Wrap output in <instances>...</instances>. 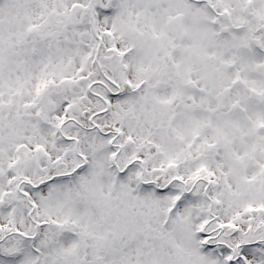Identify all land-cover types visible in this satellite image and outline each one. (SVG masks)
<instances>
[{"label":"rangeland","instance_id":"rangeland-1","mask_svg":"<svg viewBox=\"0 0 264 264\" xmlns=\"http://www.w3.org/2000/svg\"><path fill=\"white\" fill-rule=\"evenodd\" d=\"M75 1L85 3V0H1L0 2V103L10 101L14 104L13 109L5 116L8 121L15 120L12 132L10 128L7 130L10 131L9 137L13 138L14 142L7 141L0 145V201L3 200L2 204L6 205L12 196L10 185L12 178L7 172L8 169H16L25 177L37 181L45 176L44 169L48 166L64 172L80 164V157L76 156L72 149L74 139L80 140V153L86 155L90 162L84 170L83 177L87 187L82 191V197L72 198L66 191L64 181L55 182L50 192L41 190L36 196L40 206L38 229H33L25 211L11 209L10 212L9 209L0 207V227L8 231L12 225H15L17 229L24 230L30 235L34 233L33 236H36L31 244L35 252L27 247L25 240L21 241L23 247L21 255L14 260L11 259L10 263L0 256V264L33 262L51 264L50 257L44 256L49 252L46 241H41L42 248L36 241L50 234V230L56 229L50 228L49 222L58 224L65 219V215L75 231L81 229L89 231V242L95 243L103 250L107 248L112 250L111 255L115 254L113 264H126L130 258L129 252L135 257L132 248L125 251L122 257L119 256L116 248L120 240H115L116 235L120 234L121 239L124 236L140 239V232L146 226L150 234H158L156 227L161 222L168 224L167 229L171 228L165 235L170 244L167 253L169 254L172 246V250L178 247L182 253L188 254L185 259L174 258L175 264L215 263L219 255L215 254L211 257L207 254L204 258L198 256L192 234L185 229L192 221L185 216V210L179 214L174 210L175 213L173 212L166 222V214L160 213V209L168 208L169 197L165 199V196L155 193L152 188L142 190L136 179L141 175L137 171L138 168H129L120 179L119 190L124 191L121 198L115 200L112 197L111 186L116 184V179L108 177L106 173L112 160L104 138L91 134L83 137L84 133L65 121L63 130L70 139L55 137L56 124L61 122L64 116L62 114H65L67 109L70 111L68 116L77 117L82 109L88 110L87 108L95 105L104 107L107 104L88 97L85 93L86 85L80 79L86 70H89L92 60L90 53L93 40L89 34L91 31L89 25L85 26L86 30L67 27L64 34L69 43L61 39L58 43V52L50 53L46 49H41L35 58L30 57L34 42H31L29 34L43 38L51 36L49 29L52 27V19L49 17V11L52 7L58 6H65L68 10L71 2ZM106 1L102 0L103 3ZM165 1L169 5L164 3ZM222 1L219 9L225 8L227 14H231L232 20L239 24L241 17L235 0ZM254 1V14L262 16L263 0ZM191 4L192 6L189 7L186 0H116L111 5L112 12L108 11L110 12L108 16L98 13L97 29L106 48H114L110 34L113 40L115 36L123 38V40L116 39L117 46L121 50L129 44L134 47L132 52L123 58H113L109 63L100 61L101 66L111 72V75L106 73L104 76L109 82L103 80L99 84L103 88L101 90L105 91L116 86L131 89L140 86L144 80L149 85L159 82L155 84L158 86L155 89L152 86L141 85L142 94L135 95L129 100L110 97L108 101L112 106L110 113L100 117L96 122L100 126L114 125V128L122 131L121 145L124 152L118 163H127L132 158L145 160L146 170L143 178L146 181L157 176H163L168 181L173 177L190 181L191 177L199 173L203 164L197 159V154L206 151L214 143L223 144L224 149H220L221 147L216 149L219 155L215 159L210 157L205 161L210 170H205L204 173L207 177L212 176L211 178L218 183V190L219 188L223 190L221 201L226 209L221 214L222 220L239 227L240 230L234 237L228 239L234 242L241 239L250 226L247 221L246 206L257 208L258 205H264L262 178L264 155L261 154L264 147L257 145L249 137L253 134L259 139L260 135L255 133V126L260 119L264 121V110L261 109H264V104L258 108L241 95V102L243 100L241 108L228 121H220L210 114H204L193 115L189 119L178 116L173 124L171 118L176 115V106L173 105L176 98L186 99L195 96L196 93L201 95L197 97L201 103L213 107V94L227 84L228 77L236 75L221 72L215 64L219 60L226 62L233 60L235 51L230 49V41H225L226 39L220 38L215 30L209 29L213 25V14L205 6L209 5L208 0L205 5L199 2ZM75 15L79 16L78 13ZM230 25H232L231 21ZM250 26H257L255 19L250 20ZM169 30L176 32L183 30L184 33L181 35V32H178V35H171L169 38ZM79 38L84 42L83 44L77 41ZM16 51L25 58L22 86L15 79L20 73L17 69V58L13 54ZM168 57L171 60L164 64L165 68L160 75L157 72L158 65ZM239 65L243 69L244 76L251 81L252 77L249 73L252 62L241 58ZM190 67L197 69L190 72L188 71ZM65 76L73 78L74 83L70 82L69 85L61 83V79ZM174 78L193 82L191 92L189 88L185 89V93L173 92L170 87L174 84ZM49 89L62 91L69 104H65L55 93H48ZM42 90H46V93L40 98L39 94ZM34 102L36 107L31 108V113L22 109L25 104ZM22 111L25 113H21ZM39 113L44 115L45 121L34 130L33 122L37 120ZM18 114L22 116H17ZM85 115L87 114L84 113ZM245 115L251 120L246 119ZM260 115L263 117L261 118ZM230 122L242 128L245 136L243 135L241 143L235 142L232 147H226L233 136L229 127ZM196 132L197 137L194 138L193 134ZM147 134L146 141L151 143L150 146L142 144ZM226 139H229L227 144ZM108 140L112 139L109 137ZM21 143L28 147L27 152L21 150ZM241 157L239 162L238 159ZM169 163L175 167H170ZM176 185L174 181L170 183L172 188H176ZM84 197H87V201L83 200ZM189 198L192 200L191 197ZM87 202L90 203V216L84 209ZM116 205L117 208L114 207ZM100 207L109 215L103 213L106 216L105 221L112 224V226L108 225L110 226L108 230L114 233L108 232L112 234L111 236L106 232V227L100 225L98 216ZM67 211L70 213L66 214ZM194 211L196 214L197 211ZM11 214L14 215L13 218ZM253 219L256 225L264 223L258 215ZM192 228H195V225ZM122 232H125V235ZM71 236L64 234L59 244L63 254L68 253L75 246V240ZM13 247V242L6 244V248L11 251ZM17 253L19 254V251ZM171 254L175 257L174 253ZM244 255L253 264H264V260L259 262L248 253ZM169 257L170 254L163 257L161 250H158L154 255L150 252L148 257L139 259L138 264H166ZM117 258L118 261L115 263ZM57 259L59 262L62 260L61 257ZM132 261V264H135L137 258Z\"/></svg>","mask_w":264,"mask_h":264},{"label":"flooded vegetation","instance_id":"flooded-vegetation-1","mask_svg":"<svg viewBox=\"0 0 264 264\" xmlns=\"http://www.w3.org/2000/svg\"><path fill=\"white\" fill-rule=\"evenodd\" d=\"M218 2L219 5L217 6V17L214 18L217 19L214 22L215 24H217L213 27H209V29L215 30L220 38L226 39L225 41H230V49L234 50L235 53L234 59L231 60V63L234 64V68L223 69L219 68V66L217 67L221 69V72L228 73L230 75L234 73L236 75L231 76V78L228 77L227 84H224L219 90H217L216 93L224 88H227L228 90L230 89L228 94H226L222 99L221 105L216 99V93L213 94L212 97L215 113L220 115V119L222 121H228L229 118L235 116L237 112H239L237 107H239L241 103V95H244L246 98H248V95L251 92H254L256 93L257 97H263L262 103H264V13L262 16H256L254 14V0H235V2L237 3L236 6L238 9V14L241 17V20L239 21L240 23L237 24L232 20L231 14H227L225 8L219 9V6L221 5V3H223V1L219 0ZM262 6L264 7V0ZM253 19H255V25H257L256 27L250 26V20L252 21ZM230 21L232 22V25H230ZM178 32H181V35H183L184 33L183 30H178L177 32L175 30H169V38L171 37V35H178ZM231 36L232 39L230 40ZM169 38L168 40L169 42H171ZM241 58L252 62V66L250 69L251 73H249L253 78V80L251 78V81L247 79L246 76H244L243 69L239 65V61L241 60ZM170 60L171 59L168 57L165 61L170 62ZM163 64H165L164 61L159 63L158 68H160ZM260 65L263 67L257 70V66ZM173 82L174 84H172V86L170 87L173 92L179 91V93H185V89L188 88L191 92L193 88L191 81H185L181 78H175ZM194 94L195 97L201 96L196 93ZM191 98L192 97L190 96L186 99H180V106H184L183 104L187 105L188 103H191ZM249 103L253 106H260L259 104H256L252 101H250ZM184 107L186 110L190 109V107ZM201 108L204 109L205 106L203 105L201 106ZM206 111H208L207 108H205V112ZM258 125H264V121H258L256 123V127ZM259 135H261L264 139V132L260 131Z\"/></svg>","mask_w":264,"mask_h":264},{"label":"trees","instance_id":"trees-1","mask_svg":"<svg viewBox=\"0 0 264 264\" xmlns=\"http://www.w3.org/2000/svg\"><path fill=\"white\" fill-rule=\"evenodd\" d=\"M85 11H88L87 10V7H82ZM75 9H76V7L74 6L73 8H72V10L71 11H66V10H64L62 13H61V15H60V17L58 18V22H59V27L61 28V30H65V28L67 27V25H69V24H71L72 23V20H73V16H74V12H75ZM74 21V20H73ZM102 53H104V50L102 51ZM106 73H108L109 75H111V72H109V70H107L106 71ZM105 72H100V70L98 69V67L96 66V68H94V70H92V72L90 71L88 74H91V78L92 79H94V81H96V80H99V81H101L102 80V77H104L105 76V74H106ZM117 87L118 86H116L115 88L114 87H111V88H109L111 91L112 90H116L117 89ZM126 88V87H125ZM91 89L92 90H95V91H97L98 93H104L105 91H103V90H101V89H103L102 87H100V85H99V83L98 82H94L93 84H91ZM78 120L79 121H84L83 119H81V116H78ZM85 123H87V120H85ZM12 124L8 121V120H0V140H2V139H4L3 137H6V135H7V133H6V131H5V129H6V127H9V126H11ZM123 152H124V149H123V147H121V150H118V151H116V152H114L115 153V156L117 155V157L118 158H120V156L123 154ZM47 169V174L48 175H46L47 177L49 176V175H51V174H54V173H56L57 171H56V169H52V168H46ZM15 178H17V183H16V186H18L19 188H18V193H19V191L20 190H23L24 189V187H26V183H24V179L23 178H18V176L16 175L15 176ZM167 183H168V179H165V178H163V176H157V177H155V178H153L152 180H148V181H146L144 178H140V185H145V184H148V185H151V186H155L156 188H159V189H166V187H167ZM17 192V191H16ZM117 192V191H116ZM115 197H117V195L115 194ZM214 198H216V197H214ZM85 199H87V198H85ZM115 200H116V198H115ZM217 201L218 202H220V200L219 199H217ZM32 202V201H31ZM25 203H27V201L25 200V199H23V203H22V206H26L27 207V204H25ZM116 208H117V206H115ZM87 209H88V211H89V214L91 215V209H90V206L87 204ZM118 212V211H117ZM89 215V216H90ZM106 216H109L108 214H105ZM111 216V215H110ZM104 220H106V217H105V219ZM108 220V219H107ZM109 224H111V223H109V222H106L105 223V225H103L102 224V222L100 223V225H102V226H105L106 227V232L108 233L109 232V230H108V228H110V226H112V224L108 227V225ZM113 227H115V225H113ZM220 228V227H219ZM219 228H213V230H211V229H208L209 231H212V235H214L215 233H217L218 231H219ZM85 230H80L79 232L82 234L83 232H84ZM83 236H85L86 238H88V235H87V233L86 234H82ZM261 236H263L264 237V233H262L261 234ZM219 237V235H216V236H214V238H212V239H214V241H216V239ZM211 239V240H212ZM16 245H17V243H15ZM233 252L235 253V254H237V252H236V250H234L233 249ZM11 253H15L14 251L13 252H11ZM239 255V254H238ZM131 259V258H130ZM97 262L95 261L94 262V264H96ZM228 264H230V262L228 263Z\"/></svg>","mask_w":264,"mask_h":264},{"label":"water","instance_id":"water-1","mask_svg":"<svg viewBox=\"0 0 264 264\" xmlns=\"http://www.w3.org/2000/svg\"><path fill=\"white\" fill-rule=\"evenodd\" d=\"M220 65L222 66V67H224V68H226V67H232L233 65L232 64H226V63H220ZM227 90V89H226ZM226 90H223V91H221V92H219L218 94H217V98L219 99V100H221L222 98H223V95L225 94V91ZM228 91V90H227ZM252 97H255V98H258L259 99V97H257L256 96V94H254V93H252L251 94V98ZM7 109H9L10 108V105H7V107H6ZM259 128H264V126H260Z\"/></svg>","mask_w":264,"mask_h":264}]
</instances>
